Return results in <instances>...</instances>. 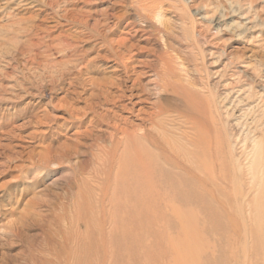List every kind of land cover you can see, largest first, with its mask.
<instances>
[{
  "label": "rangeland",
  "instance_id": "1",
  "mask_svg": "<svg viewBox=\"0 0 264 264\" xmlns=\"http://www.w3.org/2000/svg\"><path fill=\"white\" fill-rule=\"evenodd\" d=\"M112 1L0 0V264H110L95 250L100 235H120L136 264H225L202 248L246 235L249 258L264 264V0H154L149 22L131 0L108 10ZM163 66L198 94L216 186L178 188L182 171L167 167L173 200L137 192L110 207L91 176L96 144L148 126ZM180 126L174 138L192 134ZM63 147L70 158L50 161ZM85 240L95 247L75 251Z\"/></svg>",
  "mask_w": 264,
  "mask_h": 264
},
{
  "label": "bare ground",
  "instance_id": "2",
  "mask_svg": "<svg viewBox=\"0 0 264 264\" xmlns=\"http://www.w3.org/2000/svg\"><path fill=\"white\" fill-rule=\"evenodd\" d=\"M123 1L124 0L112 1L107 9L113 10L123 4ZM152 2H154V0H131L129 7L132 12L142 16L145 22H149L151 16L150 8L154 5ZM104 15H107V10L104 12ZM109 15L113 16L115 14L112 13ZM94 19V24L98 25V23H100L99 20ZM115 19H118V21L113 24L117 25L120 22V18L116 17ZM128 47L126 46L125 48ZM121 64L125 69H131L126 61H121ZM158 73L162 78V83L160 84L162 94L158 96L156 104L154 103V112L152 117L150 116L149 118L148 126L139 133H137V130L132 132L126 130H121L119 132L116 131L109 135V145H102L101 143L96 144L95 148L97 153L93 156L98 166L95 167L96 169L93 170L91 176L102 180L100 188L102 195L100 199L102 202L106 199V202L110 207H115L117 203L128 202L137 192L145 193V196H141L144 199L148 197L150 193L157 192V190H160L161 192L163 190L165 191V189L169 190V187L172 186L170 181L172 178L167 179L165 178L166 174L163 176L161 173L163 170H166L165 168L167 167L173 169L176 168L182 171L184 177H180L184 178L183 181L176 177L179 183L177 184L178 188L181 187L185 181L187 182V179H189L191 187L193 185L199 190H212L216 186L217 174L214 169V157L217 143L215 144L216 139L214 140L215 135L214 131L213 134L211 132V126L207 123H203L204 119L202 120V116L204 114L199 110L200 104L197 100V92L180 82L171 83L167 79L170 75L168 67L163 66ZM175 77L179 78L177 75H175ZM165 99L175 100V106L170 108L161 106V101ZM96 111H98V109ZM95 117L93 118L95 119ZM175 122H178L181 125L180 128L189 129L192 134L188 135L187 132L180 129L177 138H174L175 133L171 126H174ZM92 124L95 125V123ZM63 148L65 149L60 152L61 154L57 153L58 156H54L50 161H64L70 158L73 152L71 148ZM62 156H65L66 158H63ZM100 174H102L103 177L99 178ZM74 185L77 187V194L84 195L83 193L86 192L85 189L87 188V184L81 177H77ZM167 186L169 187L167 188ZM168 190L166 192L163 191L162 193L159 191L161 194H157L156 196L159 202L166 204L170 199L173 200V196L172 198L170 197ZM197 200L202 201L204 198L199 197ZM119 236L120 235H100L101 241L97 244V247L93 244H89L85 240V242H81L80 245L76 247L75 251L87 252L95 247L96 251L101 252V262L103 263L107 262L108 258L110 259V264L121 259H126V264H136L134 261L135 259L137 260L138 257L135 256L136 253L133 252L135 251V248L128 247V249H122L119 247L120 240H117L119 239ZM246 237V235H240L238 237L234 236L230 241L231 243L224 246L221 245L222 248L219 245V249L218 247L216 249L214 243L209 244L206 249L202 248V253L204 250L205 252L210 250L211 253L208 252L210 254L209 258L213 263H215V259L218 256L222 260L224 259L223 261H226L227 264H254L255 262L253 263L249 258V254L246 250ZM107 238L114 240V244L106 246ZM102 240H105V243H102ZM200 250H197L198 255L201 252ZM128 251H130V253ZM128 259L131 261H128ZM86 262L87 261H85V263ZM83 263L84 261L82 264ZM168 263L175 264L169 261Z\"/></svg>",
  "mask_w": 264,
  "mask_h": 264
}]
</instances>
